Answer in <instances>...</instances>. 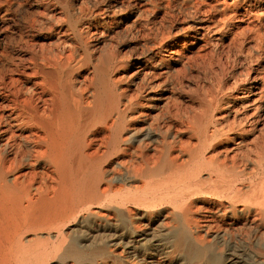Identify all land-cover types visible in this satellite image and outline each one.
I'll return each instance as SVG.
<instances>
[{"label":"bare ground","instance_id":"obj_1","mask_svg":"<svg viewBox=\"0 0 264 264\" xmlns=\"http://www.w3.org/2000/svg\"><path fill=\"white\" fill-rule=\"evenodd\" d=\"M158 1L0 0V264L102 252L66 243L60 227L98 209L173 217L158 236L129 231L126 241L182 251L191 264H264L254 232L264 226V0H165L173 13L162 28ZM112 37L151 51L133 71L150 75L145 94L128 91L114 55L99 54ZM186 70L194 88L170 98L159 80ZM170 107L166 141L151 112ZM253 167L263 169L257 182ZM199 202L204 235L191 214Z\"/></svg>","mask_w":264,"mask_h":264},{"label":"rangeland","instance_id":"obj_2","mask_svg":"<svg viewBox=\"0 0 264 264\" xmlns=\"http://www.w3.org/2000/svg\"><path fill=\"white\" fill-rule=\"evenodd\" d=\"M38 1L39 0H34V1L33 0H26V6L35 8L36 3H38ZM166 3H167V1H165V0H159L158 4H156L154 7L155 16H156L154 19V23L157 27L162 28V25L166 26L172 20L171 17L169 16V14H172L173 10H172L171 6L167 5ZM178 20L181 21L180 16H178ZM66 26L67 25L64 24V28L67 29ZM67 33L71 34V31L67 29ZM97 37H102V36H101V34H98ZM116 38L112 37V39L110 41H107V43L102 47L103 49H102V51L99 52V54H101V56L103 57L107 53H111L112 56L114 55L112 58L114 60V61L112 60L113 63L118 62V63H121L122 66L125 65L123 70L124 71L126 70L127 75L131 74V76L130 75L125 76V78L128 80V82H127L128 83V91L132 94L139 93V94L143 95L146 93L145 88H146L147 82L149 81L150 77L147 76V75H149L148 73H144L141 71H139L137 73L133 72V71H135L134 65H136V63H135L136 59L138 60L140 58H145L147 60H150L151 55H147V54H150L151 51L149 50V48L147 46H145L141 43V40H139V38H132L130 42L128 40L127 41L125 40L124 42H122V41H120L119 38H117V39ZM85 40H89L90 42H92V40H93L92 35L88 34ZM140 52H141V54H140ZM121 61L122 62L125 61V62L122 63ZM81 68L84 69L85 65L81 66ZM189 71H190L191 75H190ZM189 71L186 70V74L183 77H181V79L180 78L175 79V78H165L164 77V78H161V80H159L161 83V86L163 85L166 88H169L168 91L170 93H168V94L172 95V96L170 95V98L173 97L174 94H176V95L179 94L180 91H182V90L188 91V90L194 88V86H195L194 84H196L197 79H198V77H196L197 73H195V71H193V70H189ZM131 77H133V78H131ZM192 83H193V85H192ZM180 95L181 96L183 95L184 100H186V98H187L186 93L184 94L183 92H181ZM157 112H160V115H158V117H156L154 115ZM172 113H173V110L171 107L169 108L168 111H165V108H163L162 111H159L157 109L156 112L155 111L153 112V110L151 112V115H154L151 118H155L153 120L154 124H152V125L153 126L156 125L157 129H159L161 131L163 138H165L164 140H166V141L170 140V134L174 131V129H173L174 128V121L172 118ZM161 114H162V116H161ZM149 122H151V119L148 118V121L145 123V125ZM166 130H167V132H166ZM257 133L258 134L264 133V121H262V120L257 126L256 134ZM147 140L149 141L150 139H146V140H144V142H146V144H147L146 146H148L147 148H149V150H150L152 148V146H154L156 144V141L151 140L148 142ZM149 145H150V147H149ZM254 167H253L252 177H253V180H255V182H257L258 178L262 174L263 169H262V167H259V168L256 167L254 170ZM247 170L251 171V168L247 167ZM137 184L139 186L142 185L141 183H137ZM143 186L144 185H142V189L144 188ZM124 188L128 189V188H130V186H125ZM140 189L141 188L139 187V190ZM197 205L199 206V208L196 209V211H194V213H191V214H192L193 218L197 221V224L199 225V233L203 232V230H204V232L201 233L202 235H204L205 230H206L205 225L209 224L208 220H206L205 212H204V209L207 206L203 202H199V203H197ZM203 205H205V206H203ZM139 211H141V209H136L135 212L132 214L133 216L131 215L130 217H127V216L122 217L120 214H116V213L108 212V211L106 212L105 210L103 211L102 209H98L97 214H95L91 220L78 222V221H76V219H72V220L65 222L63 225L60 224V227H62L61 230L63 232L64 239H65L66 243H70V241H72L74 239H77L81 242L89 241V246L91 248H89V250H88L87 248L83 247V250L87 251V252H90L94 248L99 249L100 247H104L105 249L101 248L102 252H97V253L92 254V255L90 254V255L80 256L79 258H72V257L71 258L70 257H64L63 258L61 255H58L57 256L58 258H60V256L62 258L61 259L57 258L54 261H53V259H51L50 261H48V264H191L187 260H184V259H186V257L184 255V252L182 253V251H178V252H173L172 250L167 251V249H165L163 247L161 248V246L152 245L148 241L142 242V241H138V240H132L130 242L131 244L126 241V238H127L126 235L127 236L131 235L130 232H132V234H135V233H138V234L139 233H151L152 234V233H154V235H155L154 237H156L159 235L160 230L163 227H166L167 225H171L172 223L175 222L173 217H168V216L164 217L161 220L154 219V220L147 222L144 217L140 216ZM105 213H107V214H105ZM257 213L258 212H255L254 215L259 216V213L258 214ZM198 214H199V216H197ZM113 215H114V217H113ZM200 217H201V219H200ZM74 220H75V222H74ZM170 220H171V222H170ZM152 221H153V223H152ZM133 222L135 225L133 224ZM146 223H148V224H146ZM93 224L96 226H94ZM155 225H156V227H155ZM150 226H152V228H150ZM73 227H75V228H73ZM263 228H264V226L259 225L256 227V229H255L256 231L254 230V232L257 235L261 234V236L264 237V229ZM201 229H203V230H201ZM213 229H215V227H213ZM145 230H146V232H145ZM89 231H90V233H89ZM99 231L100 232L104 231V232L100 233ZM115 231H116V233H115ZM66 232H68V233H66ZM67 238H68V240H67ZM48 244H49V246H52V242H48ZM155 246L157 248H154ZM97 249H96V251H98ZM104 251L107 253H105ZM152 255L154 257H152ZM159 257H160V259H159ZM158 259H159V261H158ZM180 259H181V261H180ZM233 264H239V263L235 262Z\"/></svg>","mask_w":264,"mask_h":264}]
</instances>
